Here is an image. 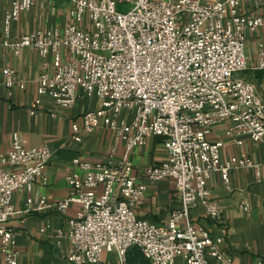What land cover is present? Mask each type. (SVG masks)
<instances>
[{
  "label": "built area",
  "instance_id": "built-area-1",
  "mask_svg": "<svg viewBox=\"0 0 264 264\" xmlns=\"http://www.w3.org/2000/svg\"><path fill=\"white\" fill-rule=\"evenodd\" d=\"M8 1L5 33L36 2ZM68 1L63 28L1 38L0 54L2 48L18 55L32 47L41 57L50 55L54 71L39 74L38 94H48L58 109L75 104L78 87L95 95L98 106L71 125L73 137L80 140L81 131L108 127L125 142V152L115 158L111 151L93 163L74 158L78 170L65 176L67 197L47 203L44 197L29 196L24 209L17 210L13 192H30L37 179L45 180L51 151L26 147L21 134L11 132V147L0 159V254L5 263L16 264L18 253L7 225L12 216L48 208L63 214L77 203L79 210L67 220L71 249L66 259L71 264H100L104 250L115 251L119 264H128L131 246L150 264H173L176 257L180 264H207L210 258L232 264L218 249L219 240L193 223L190 209L201 204L212 220H219L220 203L206 187L210 174L218 171L227 189L233 169L253 168L258 174L259 165L243 153L222 160L223 140L210 141L207 134L225 121L228 137H264V101L253 83L234 77L250 67L245 32L264 26L258 13L264 0H254L250 13L241 11V0H124L132 4L127 12L116 9V0ZM255 67L264 71V49ZM2 72L7 87L24 86L13 68ZM155 135L163 137L166 160L134 176L130 150ZM142 178L175 183L180 204L164 224L136 214L146 196ZM241 206L248 210L246 202Z\"/></svg>",
  "mask_w": 264,
  "mask_h": 264
},
{
  "label": "crops",
  "instance_id": "crops-1",
  "mask_svg": "<svg viewBox=\"0 0 264 264\" xmlns=\"http://www.w3.org/2000/svg\"><path fill=\"white\" fill-rule=\"evenodd\" d=\"M208 2L209 0H204ZM254 0H241L242 12L255 11ZM71 7L68 0H36L30 10L22 12L17 20L11 22L5 33L3 15L10 8L8 0H0V39H15L23 33L36 29L53 30L63 28L68 20L65 12ZM258 13L264 18V2ZM264 49V26L255 30H246L244 51L250 67L234 73L254 84L257 93L264 101V71L255 67L257 54ZM63 51V58H66ZM11 67L16 77L24 86L7 87L4 83L3 68ZM51 56L41 57L32 47H24L18 55L2 48L0 54V159L11 147V132L18 131L26 147L47 146L51 157L45 167V180L37 179L30 192L15 191L12 203L17 210H23L29 196L44 197L52 203L67 197L70 186L65 176L77 171L72 163L76 157L89 162H97L108 157L114 151L115 158L125 152V142L113 129L102 127L93 133L81 131L80 140H75L71 125L80 116L98 106L95 95L87 96L83 90L76 89L75 104L67 109H58L48 94L39 95L37 78L41 72L53 73ZM227 123L218 121L214 124L207 139L223 140L221 159L241 153L259 165L258 174L253 168H236L230 171V183L227 189L218 171L210 174L206 182L210 198L218 200L221 218L212 220L204 206L196 204L190 209L193 223L217 238L218 249L231 259L232 264H264V137L252 141L248 136L236 138L225 135ZM132 161V174L139 177L145 168L166 160V150L162 136H149L142 146L134 147L129 152ZM146 184L144 201L136 209L138 217L157 224H164L169 214L179 207L180 200L175 183L170 178L152 181L142 178ZM248 204V210L241 206ZM79 210L77 203H72L65 213L55 208L41 211L21 212L12 216L7 225L14 232V246L17 250L16 264H71L66 257L71 249L67 237V220ZM61 231V234L58 232ZM128 264H150L137 246H131L126 254ZM176 257L173 264H180ZM0 264H6L0 254ZM100 264H119L115 251L104 250ZM207 264H222L213 258Z\"/></svg>",
  "mask_w": 264,
  "mask_h": 264
},
{
  "label": "rangeland",
  "instance_id": "rangeland-1",
  "mask_svg": "<svg viewBox=\"0 0 264 264\" xmlns=\"http://www.w3.org/2000/svg\"><path fill=\"white\" fill-rule=\"evenodd\" d=\"M132 7V4L125 2L124 0H116V9L120 12H127Z\"/></svg>",
  "mask_w": 264,
  "mask_h": 264
}]
</instances>
